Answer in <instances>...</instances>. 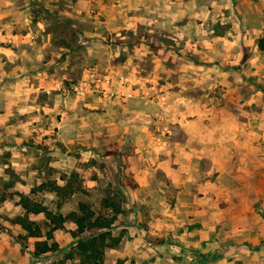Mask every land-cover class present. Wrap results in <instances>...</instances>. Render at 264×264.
Instances as JSON below:
<instances>
[{"label": "rangeland", "instance_id": "rangeland-1", "mask_svg": "<svg viewBox=\"0 0 264 264\" xmlns=\"http://www.w3.org/2000/svg\"><path fill=\"white\" fill-rule=\"evenodd\" d=\"M80 209L96 264H264V0H0V264H85Z\"/></svg>", "mask_w": 264, "mask_h": 264}, {"label": "trees", "instance_id": "trees-1", "mask_svg": "<svg viewBox=\"0 0 264 264\" xmlns=\"http://www.w3.org/2000/svg\"><path fill=\"white\" fill-rule=\"evenodd\" d=\"M109 201V199H105L103 201L104 207H109ZM34 206L35 208L30 209L28 205L23 204V207L26 208V213L30 212L32 214H38L45 211L44 209L37 208L36 205ZM113 213L118 214L119 210L114 208ZM70 215L75 217L74 222L77 224L79 239L75 241L74 245H72V252H67L66 256H70V254L74 253L75 255L82 256V260H85V264H96L97 261L101 260L104 248L109 246V243H107L106 240V233L102 231L103 229H106L112 221H107L104 218L99 217L90 221L88 217L91 215V213L89 212L85 214L84 210L82 209H80L79 214ZM16 222L21 226V229L27 232L28 237L33 239L41 237L38 228L32 221L21 216L16 218ZM88 230L91 231L89 232L91 233L89 235L86 234V231ZM53 249L54 248L52 247V244L47 243L46 240H34L30 245V250L34 256L50 253Z\"/></svg>", "mask_w": 264, "mask_h": 264}]
</instances>
